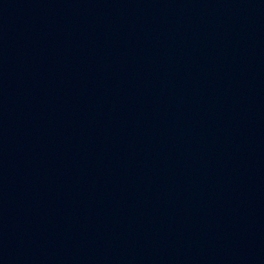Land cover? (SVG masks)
<instances>
[{"label":"water","instance_id":"95a60500","mask_svg":"<svg viewBox=\"0 0 264 264\" xmlns=\"http://www.w3.org/2000/svg\"><path fill=\"white\" fill-rule=\"evenodd\" d=\"M0 264H264V0H0Z\"/></svg>","mask_w":264,"mask_h":264}]
</instances>
